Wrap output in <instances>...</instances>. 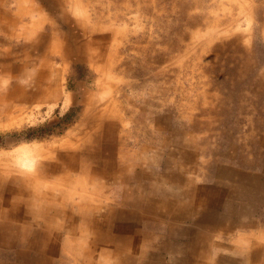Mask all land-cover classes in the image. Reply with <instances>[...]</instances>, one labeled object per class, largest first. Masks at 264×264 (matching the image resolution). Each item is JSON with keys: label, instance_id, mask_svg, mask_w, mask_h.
I'll use <instances>...</instances> for the list:
<instances>
[{"label": "rangeland", "instance_id": "rangeland-1", "mask_svg": "<svg viewBox=\"0 0 264 264\" xmlns=\"http://www.w3.org/2000/svg\"><path fill=\"white\" fill-rule=\"evenodd\" d=\"M247 3L242 8L240 0H0V13L6 12L0 21L4 16L11 23L0 28V98L16 86L35 94L27 102L11 95L0 101V177L7 169L11 177L29 171L20 166L22 152L46 160L62 141L93 136L86 124L107 106L112 124L103 123L110 133L102 148L116 147L124 161L115 159L117 169L140 166L146 152L163 161L171 155L176 173L186 153L200 163L204 191L205 185L228 189L249 179L261 186L264 0ZM48 73L55 85L51 93L39 82ZM92 171L74 173L93 188L84 183L82 192L78 184L71 201L96 216L99 206L86 205L109 207L119 196L108 175ZM223 179L229 182L222 185ZM95 185L103 190L95 191ZM248 208L250 218L242 219L253 220L251 226L260 221V240L239 238L243 230L216 240L215 247L227 245L216 251L222 264H264V203L249 202Z\"/></svg>", "mask_w": 264, "mask_h": 264}, {"label": "crops", "instance_id": "crops-1", "mask_svg": "<svg viewBox=\"0 0 264 264\" xmlns=\"http://www.w3.org/2000/svg\"><path fill=\"white\" fill-rule=\"evenodd\" d=\"M1 17L5 22L0 21V28L10 27V19ZM145 154L142 153L144 162L140 166L133 162L108 173L109 183H115L112 186L114 195L120 198L111 200L112 206L105 205L103 208L102 203L93 202L86 206H99V215L69 216L71 219L66 220V224L74 229V240L84 243L87 237L90 238L85 242V251L75 247V251L84 258L74 260L63 255L62 251L58 253H62L60 257L56 256L57 252H50L49 261L45 264H211L213 260L222 264V255L217 257L216 251L227 245L222 242L221 247H215L216 240L222 241L223 236L235 230L239 235L243 230L244 234L241 233L239 238L250 235L258 236L260 240V221L251 226L253 220L242 217L250 218L247 213L249 202L264 203V172H261V186L249 179L243 180L236 189L232 183L227 184L228 189L211 183L212 186L205 185L204 191L203 176L197 170L200 163L196 165V157L191 161L184 153V161H181L176 173H172L175 166L170 160L171 155L163 161L160 157L149 158ZM192 162L194 166L190 169ZM168 168L169 172L163 173L162 169L168 171ZM226 181L223 179L222 185ZM214 192L220 193L221 197L217 194L212 197ZM66 203L72 204L70 200ZM248 231L250 233L246 235ZM258 246L255 244L252 248ZM15 250V247L0 244L1 264H7L8 260L17 256L23 260L28 256L24 251ZM38 254L40 256L42 252ZM237 259L240 260H233Z\"/></svg>", "mask_w": 264, "mask_h": 264}, {"label": "bare ground", "instance_id": "bare-ground-1", "mask_svg": "<svg viewBox=\"0 0 264 264\" xmlns=\"http://www.w3.org/2000/svg\"><path fill=\"white\" fill-rule=\"evenodd\" d=\"M245 6H248L247 0H240V7L243 8ZM48 68L53 72V69L50 68L49 65ZM41 69L43 70L42 67ZM49 75H51V73L41 75V81L39 82H46L45 92L51 93L50 89L55 85L53 78ZM6 94V99L11 95L9 97L11 100L17 99L20 101L24 100L25 102L30 101L35 96V94H29L19 86L13 87L12 90ZM5 98L1 97L0 101H4ZM87 103L89 104V102ZM114 104L113 106H109L115 108L116 106H114ZM88 110H90V108H88ZM111 112L107 110L106 106L105 110L101 111L100 114L96 113L94 118L92 117L91 123L86 124L92 127V131H94L93 136L84 135L85 137L70 138L71 140L62 141L61 147L58 146L55 148L56 146H53L50 152L52 155L55 153V156L49 153L46 160H38V158L42 159L41 157H38L36 160L35 155L30 156L29 153L26 155L25 152L21 151L22 153L18 154L21 155L20 166H27L28 168L26 170L29 171H20L19 173H21V175L17 177L9 176L10 172L7 168V170L2 173L0 177V244L6 247H15V251L20 253L24 251L23 253L28 255L24 260L22 257L17 256L14 260H8L7 264H29V262H31V264H45L49 261L50 252H57L58 254L60 251H62L63 255L66 257H73L74 260L81 257L84 258L81 253L75 251V247L82 248V250L85 251L84 248L87 244L73 239L75 238V235H73L74 229L66 224V220L71 219L70 217L76 218V216H83L85 211L77 202L71 201V198L75 196V193H73L74 187L80 184L83 192V188L85 187L84 183H88L90 187L93 188L87 179L84 180L81 175L86 176V174H89L94 169L92 173H94L95 176L101 174V177H106L109 168H116L115 159H117L118 162H124L122 158L115 154L116 147L114 148L113 144L111 148H102L103 137L106 136V139H108L110 133L108 127L102 129L103 123L105 121L109 122L108 119L111 116ZM62 149L64 151V156L62 153L57 154V152ZM75 172L80 173L82 179H80L79 176L76 177L74 175ZM4 175L7 178L3 177ZM111 180H113V178ZM38 186H42L43 188ZM99 187L100 186L95 185L94 188L98 190H94L99 191ZM101 189L103 190V188ZM67 200H70L72 204L67 205ZM74 203L76 205H74ZM6 216L9 220H6ZM62 220H64V222H61ZM39 221L42 222V227L39 225ZM64 224L68 226L66 227ZM62 238L64 239L63 242L60 241ZM254 245L255 244H252L251 248ZM257 248L258 247H256V249ZM41 252L42 254L40 256L36 255ZM252 252L254 256L257 255L254 250H252ZM248 253V257L250 254L252 255L251 250H249ZM2 262L3 260L0 259V264Z\"/></svg>", "mask_w": 264, "mask_h": 264}]
</instances>
